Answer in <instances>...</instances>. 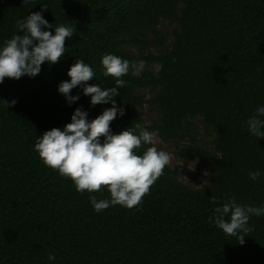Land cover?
<instances>
[{"label": "trees", "instance_id": "trees-1", "mask_svg": "<svg viewBox=\"0 0 264 264\" xmlns=\"http://www.w3.org/2000/svg\"><path fill=\"white\" fill-rule=\"evenodd\" d=\"M42 5L53 35L61 24L75 30L59 63L0 84V101H17L8 108L0 102V264H264V215L250 218L253 231L243 245L208 219L229 197L264 207V138L247 126L264 106V0H0V48L23 35L17 21ZM162 22L178 29L156 56L148 50L163 47ZM126 44L147 51L159 69L122 77L128 83L113 99L125 114L111 122L113 134L140 123L164 141L195 142L189 121L201 120L214 137L213 152L186 147L180 154L208 167L209 182L192 189L166 166L140 205L97 213L89 196L110 199L107 188L77 192L71 179L43 164L34 145L45 131L70 123L76 108L92 120L112 106H91L81 87L69 105L58 85L83 59L96 74L88 84L114 87V78L102 75V57L137 62ZM145 105L158 116L152 125L141 112ZM253 171L259 179L249 178Z\"/></svg>", "mask_w": 264, "mask_h": 264}, {"label": "clouds", "instance_id": "clouds-1", "mask_svg": "<svg viewBox=\"0 0 264 264\" xmlns=\"http://www.w3.org/2000/svg\"><path fill=\"white\" fill-rule=\"evenodd\" d=\"M29 3V0H23ZM32 12L26 19L17 21L18 33L4 42L0 48V84L5 78L19 80L27 76L34 78L46 62L57 64L65 55V41L74 33V28L61 24L55 27V34L49 29L52 24L44 19L43 12ZM104 77L115 80L114 87L102 89L99 85L88 84L95 72L83 59L76 60L70 66L67 76L61 81L58 92L65 96L69 105L80 99L79 94L71 95L74 88L81 87L84 96H90L91 106L111 103L102 114L89 120L88 113L76 108L71 122L63 129L52 128L45 131L34 145V150L47 167L55 170L61 177L69 178L76 191L96 193L107 188L110 199H97L90 195L89 200L95 212L100 213L110 206L120 205L128 209L142 203L144 196L150 193L151 186L164 175V169L171 164L173 155L157 148L158 132L148 131L140 123L130 126L118 134H113L111 122L117 116L125 114L122 106L113 99L119 90L124 89L127 81L122 77L131 73L139 76L145 68V62H131L114 54L102 57ZM6 108L15 106L16 100L0 101ZM248 131L258 139L264 138V106L258 107L247 120ZM150 145L142 155L137 150ZM261 176L259 171L249 172L251 180ZM213 203H216L213 198ZM215 215L209 222L230 237H237L238 244L245 243V237L253 231L249 226L251 217L264 215V207L241 205L234 197H229L222 206L215 208ZM51 252L48 260H55Z\"/></svg>", "mask_w": 264, "mask_h": 264}, {"label": "rangeland", "instance_id": "rangeland-1", "mask_svg": "<svg viewBox=\"0 0 264 264\" xmlns=\"http://www.w3.org/2000/svg\"><path fill=\"white\" fill-rule=\"evenodd\" d=\"M178 29L176 23L162 22L158 30L163 40V47L153 46L148 50L154 55H158L162 48H167L170 46L173 40V33ZM154 38L153 34L150 35L149 39ZM125 49L130 52L134 57H136L137 62L144 61L145 68L157 71L159 65L157 63L150 62L146 59L148 56L147 51L142 54L139 53L138 47L131 46L130 44L125 45ZM147 98H151L153 93L149 90H144L143 92ZM144 120L148 125H152L158 120V116L155 111L151 110L148 105L141 110ZM190 123L194 125L193 138L195 142L190 139L187 140H177V141H164L158 136L159 143L156 145L158 149L164 150L172 153L173 159L171 164L168 166L176 173V177L186 186L200 190L206 188L209 182L210 169L204 166L199 160L193 158H185L180 154L181 150L186 147L193 148H204L213 152V147L211 142L213 141V136L206 135L204 128L202 126L201 120H190Z\"/></svg>", "mask_w": 264, "mask_h": 264}]
</instances>
